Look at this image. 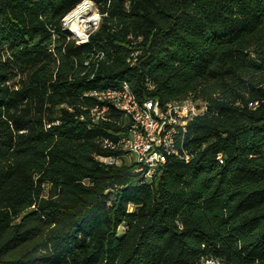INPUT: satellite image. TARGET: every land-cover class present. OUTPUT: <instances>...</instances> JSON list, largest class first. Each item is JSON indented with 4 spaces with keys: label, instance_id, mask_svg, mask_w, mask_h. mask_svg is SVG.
I'll use <instances>...</instances> for the list:
<instances>
[{
    "label": "trees",
    "instance_id": "trees-1",
    "mask_svg": "<svg viewBox=\"0 0 264 264\" xmlns=\"http://www.w3.org/2000/svg\"><path fill=\"white\" fill-rule=\"evenodd\" d=\"M83 1L0 0V264H264V0H90L76 45L62 19ZM123 81L206 103L191 161L142 183L96 160L128 126L92 123L84 95Z\"/></svg>",
    "mask_w": 264,
    "mask_h": 264
},
{
    "label": "built area",
    "instance_id": "built-area-1",
    "mask_svg": "<svg viewBox=\"0 0 264 264\" xmlns=\"http://www.w3.org/2000/svg\"><path fill=\"white\" fill-rule=\"evenodd\" d=\"M85 2H89L91 8L95 6L90 0H85L81 4ZM73 12L74 10L62 19L67 40L74 41L76 45L87 44L90 35L98 28L101 16L92 10L87 15L95 19L87 22L83 28L79 26L83 23L74 24L75 19L70 18ZM74 26L79 27L81 32L78 33ZM137 55L138 52H135L128 59L131 66L136 64ZM145 85L149 91L155 90L156 86L152 82L146 80ZM84 96L93 98L98 104L88 110V117L92 123L112 122L111 114L115 111L122 115L123 121L125 120L122 125L128 126L127 133L120 136L116 143L108 140L103 142L104 147L119 151L120 154L97 156L96 160L100 163L108 166L135 164L134 172H143L142 183H145L153 177L156 168L167 163L168 157L175 156L185 162L193 158V154L183 149L182 141L189 123L206 111V103L196 101L192 96L165 104H161L156 97L140 102L126 81L118 88L92 90ZM80 120H84V116ZM117 124L121 122L117 121ZM47 127L50 128V125ZM219 160L222 163L221 156Z\"/></svg>",
    "mask_w": 264,
    "mask_h": 264
},
{
    "label": "bare ground",
    "instance_id": "bare-ground-1",
    "mask_svg": "<svg viewBox=\"0 0 264 264\" xmlns=\"http://www.w3.org/2000/svg\"><path fill=\"white\" fill-rule=\"evenodd\" d=\"M92 5L89 2H85L83 4H81L78 8L74 9L75 11L72 13V15L70 16V18L75 19V23L74 24H80L83 23L81 25H79L80 27L85 28L87 22H91L95 19V17L91 18V15H87L89 14V12L92 11ZM75 28V26H74ZM75 30L80 33V29L79 27L75 28Z\"/></svg>",
    "mask_w": 264,
    "mask_h": 264
},
{
    "label": "rangeland",
    "instance_id": "rangeland-1",
    "mask_svg": "<svg viewBox=\"0 0 264 264\" xmlns=\"http://www.w3.org/2000/svg\"><path fill=\"white\" fill-rule=\"evenodd\" d=\"M94 6V5H93ZM77 8V7H76ZM75 8V9H76ZM92 10H93V12L95 13V14H99L98 13V10H97V8L94 6L93 8H92ZM75 11V10H74ZM92 14V13H91ZM101 22V21H100ZM198 105H201V103H197ZM48 188L49 187H47V190H48ZM134 210V208L133 207H130V211H133ZM123 231H124V225H121L120 226V228H119V233H118V235L120 236V235H122V233H123ZM204 264H219V262L218 261H216V260H208V261H205V263Z\"/></svg>",
    "mask_w": 264,
    "mask_h": 264
}]
</instances>
